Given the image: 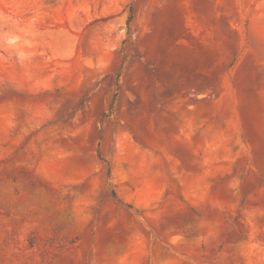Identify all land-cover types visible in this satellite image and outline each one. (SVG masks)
Here are the masks:
<instances>
[{"label":"rangeland","instance_id":"1","mask_svg":"<svg viewBox=\"0 0 264 264\" xmlns=\"http://www.w3.org/2000/svg\"><path fill=\"white\" fill-rule=\"evenodd\" d=\"M0 264H264V0H0Z\"/></svg>","mask_w":264,"mask_h":264},{"label":"trees","instance_id":"2","mask_svg":"<svg viewBox=\"0 0 264 264\" xmlns=\"http://www.w3.org/2000/svg\"><path fill=\"white\" fill-rule=\"evenodd\" d=\"M132 18H133V13L131 12V15H130V18H129V22L132 20ZM108 174L110 175V170L109 169H108Z\"/></svg>","mask_w":264,"mask_h":264}]
</instances>
